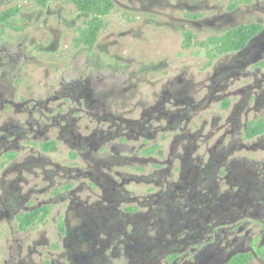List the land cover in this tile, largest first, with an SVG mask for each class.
<instances>
[{
	"label": "flooded vegetation",
	"instance_id": "obj_1",
	"mask_svg": "<svg viewBox=\"0 0 264 264\" xmlns=\"http://www.w3.org/2000/svg\"><path fill=\"white\" fill-rule=\"evenodd\" d=\"M17 1L0 264H264V0H109L92 47L72 0Z\"/></svg>",
	"mask_w": 264,
	"mask_h": 264
},
{
	"label": "trees",
	"instance_id": "obj_2",
	"mask_svg": "<svg viewBox=\"0 0 264 264\" xmlns=\"http://www.w3.org/2000/svg\"><path fill=\"white\" fill-rule=\"evenodd\" d=\"M79 7L80 11H86L94 15L93 21L90 22L88 30L85 32L86 38L80 39L77 42H84L92 47L96 44L99 36V31L102 28L103 22L101 16L107 14L112 9L113 4L107 7L109 0H72ZM12 15V13L4 14L0 19Z\"/></svg>",
	"mask_w": 264,
	"mask_h": 264
},
{
	"label": "rangeland",
	"instance_id": "obj_3",
	"mask_svg": "<svg viewBox=\"0 0 264 264\" xmlns=\"http://www.w3.org/2000/svg\"><path fill=\"white\" fill-rule=\"evenodd\" d=\"M21 2H22V0H18L16 3H21ZM109 21L110 22L112 21L111 29H113V28L119 29V25L117 24V22L115 20V16L110 17ZM108 31L109 30H107L101 34V36H100L101 38H100V42H99L100 44L103 43L104 37L107 35ZM101 47L103 48V45ZM93 53H95V52L93 51ZM150 171H151V169H145L144 174L147 175V173H149ZM129 190L132 192L138 193V194H148V193H156L159 189L154 184L141 183V184H132L131 186H129ZM109 228H111V226ZM119 230H122V229H119L117 227L113 228L114 233L119 232ZM139 234H141V235H138V234L137 235L140 236L139 239L141 241L146 242V240H148V236H147L148 233L147 232L140 230Z\"/></svg>",
	"mask_w": 264,
	"mask_h": 264
}]
</instances>
